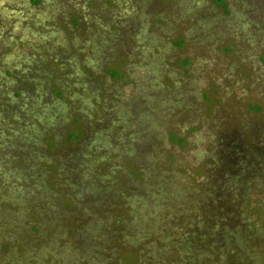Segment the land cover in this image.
Wrapping results in <instances>:
<instances>
[{
	"label": "rangeland",
	"instance_id": "rangeland-1",
	"mask_svg": "<svg viewBox=\"0 0 264 264\" xmlns=\"http://www.w3.org/2000/svg\"><path fill=\"white\" fill-rule=\"evenodd\" d=\"M0 264H264V0H0Z\"/></svg>",
	"mask_w": 264,
	"mask_h": 264
},
{
	"label": "flooded vegetation",
	"instance_id": "flooded-vegetation-1",
	"mask_svg": "<svg viewBox=\"0 0 264 264\" xmlns=\"http://www.w3.org/2000/svg\"><path fill=\"white\" fill-rule=\"evenodd\" d=\"M30 71H31V73H26L25 76H23V78H21V76L19 77V75H16L14 77V79L12 81H10L11 85L13 87H15V90L17 92V96L15 97V99L21 97L27 91H29L30 85L28 84V81H29L28 78H30V74L38 75V74H36L37 72L34 73L32 70H30ZM2 104H4V103H2Z\"/></svg>",
	"mask_w": 264,
	"mask_h": 264
},
{
	"label": "trees",
	"instance_id": "trees-1",
	"mask_svg": "<svg viewBox=\"0 0 264 264\" xmlns=\"http://www.w3.org/2000/svg\"><path fill=\"white\" fill-rule=\"evenodd\" d=\"M220 2H221V0H220Z\"/></svg>",
	"mask_w": 264,
	"mask_h": 264
}]
</instances>
